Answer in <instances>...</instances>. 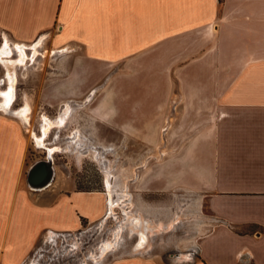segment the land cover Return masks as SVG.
I'll return each mask as SVG.
<instances>
[{"label": "crops", "instance_id": "crops-1", "mask_svg": "<svg viewBox=\"0 0 264 264\" xmlns=\"http://www.w3.org/2000/svg\"><path fill=\"white\" fill-rule=\"evenodd\" d=\"M2 35L25 51L48 38L65 56L60 98L160 148L146 189L206 196L216 224L192 264H264V0H0ZM73 38L85 50L68 59ZM16 114L0 107V264H25L45 231H77L110 207L106 192L31 189Z\"/></svg>", "mask_w": 264, "mask_h": 264}, {"label": "rangeland", "instance_id": "rangeland-1", "mask_svg": "<svg viewBox=\"0 0 264 264\" xmlns=\"http://www.w3.org/2000/svg\"><path fill=\"white\" fill-rule=\"evenodd\" d=\"M57 27L58 22L53 30ZM68 41V59L85 50V41ZM33 45L38 55L31 60L33 50L26 51L32 62L26 69L18 68L15 81L13 77L12 82L8 80L0 64V79L4 75L6 80L5 84L0 81V88L5 91L9 87L7 92L14 88L9 92L13 99L7 108L18 111L16 115L25 126L28 141L24 171L48 156L54 168L48 187L67 190L75 186L106 192L110 207L103 218L83 221L77 231H45L25 264H111L137 253L159 257L166 264H192L199 239L216 224L206 196L177 189H146V174L153 169L160 148L144 146L134 136L112 131L92 117L88 107L80 108V99L60 98L59 60L65 56H60L46 37H39ZM12 56L19 59V52ZM44 90L50 93L51 103L43 98ZM45 121L54 122V127L44 131ZM140 237H145L146 243L137 248Z\"/></svg>", "mask_w": 264, "mask_h": 264}, {"label": "bare ground", "instance_id": "bare-ground-1", "mask_svg": "<svg viewBox=\"0 0 264 264\" xmlns=\"http://www.w3.org/2000/svg\"><path fill=\"white\" fill-rule=\"evenodd\" d=\"M14 47L17 50V52H19V59H16V58H13V56L12 57L10 56L13 53L12 52L13 47L9 43L8 39L5 38V44L0 49V64L3 65V67H5V70L7 71L8 80L10 79V82H12V77H14V72H16L19 67L28 66L30 64V62H32V61L28 60L30 57L26 54L25 45L14 44ZM29 49L33 50V54H32V57H31V60H33V58L36 55H38V51L36 50V45H34L33 48H29ZM10 90H9V92H11ZM12 90H14V88ZM1 96L3 97V100H1V102H0V107L2 109H5V108H7L10 105L11 100L13 99V97H12L11 93L6 95V91L1 90V88H0V97ZM25 112H27V110H25ZM45 120H47V119H45ZM54 125H55L54 122L45 121V125L43 127V130L47 131L49 128L54 127ZM41 189H43V188H41ZM145 243H146V238L145 237H140V239H139V241L137 243V248L143 247Z\"/></svg>", "mask_w": 264, "mask_h": 264}, {"label": "water", "instance_id": "water-1", "mask_svg": "<svg viewBox=\"0 0 264 264\" xmlns=\"http://www.w3.org/2000/svg\"><path fill=\"white\" fill-rule=\"evenodd\" d=\"M47 157L32 163L26 172L27 185L33 190L46 188L53 180V163Z\"/></svg>", "mask_w": 264, "mask_h": 264}]
</instances>
